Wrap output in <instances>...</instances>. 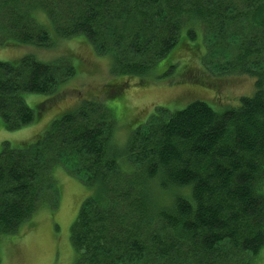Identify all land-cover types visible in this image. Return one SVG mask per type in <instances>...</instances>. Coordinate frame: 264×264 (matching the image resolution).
Returning <instances> with one entry per match:
<instances>
[{"label":"trees","instance_id":"16d2710c","mask_svg":"<svg viewBox=\"0 0 264 264\" xmlns=\"http://www.w3.org/2000/svg\"><path fill=\"white\" fill-rule=\"evenodd\" d=\"M41 14L59 39L87 38L114 75L141 79L164 78L158 64L184 27L192 36L196 26L214 41L207 57L223 46L230 56L209 72L246 76L254 90L221 111L202 100L177 112L158 107L124 150L113 140V111L95 100L68 110L31 144L4 142L0 239L40 207H58L57 167L92 191L71 228L74 264H256L264 249V0H0V42L53 46ZM70 66L34 55L0 61L3 126L32 124L24 94L55 93L66 78L59 68L71 76ZM127 86L110 84L106 97Z\"/></svg>","mask_w":264,"mask_h":264},{"label":"rangeland","instance_id":"374dc122","mask_svg":"<svg viewBox=\"0 0 264 264\" xmlns=\"http://www.w3.org/2000/svg\"><path fill=\"white\" fill-rule=\"evenodd\" d=\"M40 19L48 26L53 46L39 48L0 42V61L19 63L21 58L34 55L41 62L52 64L67 58L74 72L70 76L68 68H59L60 80L66 78L52 91L55 93L24 94L26 104L36 114L32 124L11 132L3 126L0 117V152L4 142L13 147L35 142L53 121L83 101H101L113 111L117 122L113 140L124 150L132 131L145 124L158 107L177 112L202 100L221 111L225 109L222 105L237 104L239 97L250 95L254 90L253 81L246 76L223 77L209 72L208 68L218 70L225 65L227 59L224 58L230 56L226 55L223 46L217 47L218 50L213 48L207 57V49L212 48L214 41L208 40L204 30L196 26L192 36L188 34L189 27H184L179 44L157 66V75L167 74L155 80V77L141 79L114 75L110 58L97 52L87 38L75 36L61 40L45 15L41 14ZM119 83L128 86L117 96L106 97L113 90L109 88L110 84ZM53 176L59 190L58 207H40L17 233L0 239L2 264H74L71 228L92 191L82 179L69 176L62 168L55 167ZM258 258L256 264H264V249Z\"/></svg>","mask_w":264,"mask_h":264}]
</instances>
